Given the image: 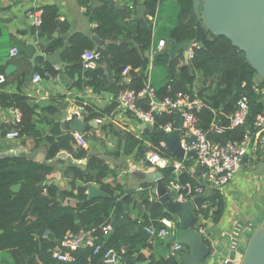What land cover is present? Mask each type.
Returning <instances> with one entry per match:
<instances>
[{"label":"trees","instance_id":"16d2710c","mask_svg":"<svg viewBox=\"0 0 264 264\" xmlns=\"http://www.w3.org/2000/svg\"><path fill=\"white\" fill-rule=\"evenodd\" d=\"M94 1V0H89ZM97 6L91 5V13L98 26L94 32L103 40L100 46L88 35L73 33L64 42L63 36L52 38V33L64 23L60 22L58 9L55 5H46L43 10V23L39 29L41 46H45L46 53L53 52L64 46L62 58L70 65L61 73L69 76L73 86L81 90L93 89L96 93L114 92L132 89L141 90L147 80L146 73L149 60L146 56L152 44L158 43L161 37L166 39V48L159 52L154 59L151 83L155 87L160 99L174 96L178 91L197 94L205 106L195 111L197 120L203 128H208L214 118L221 120L226 127L223 134H212L215 142L226 143L230 140H240L245 132H255L254 121L259 115H264V98L262 88L264 81L256 70L246 61L245 54L223 35L206 32L203 35V45L193 47L194 57L189 63L185 62L183 50L175 55L170 53L169 40L180 42L185 39L193 40L196 36L195 23L199 16L195 13L193 0H146L149 15L156 16L153 23L147 16L134 20L129 14V8L119 9L113 0H95ZM94 4V3H93ZM159 26V36L155 29ZM162 27V28H161ZM67 32V28H62ZM0 37L11 36L6 33L0 17ZM53 39V44L46 47L44 41ZM164 39V38H163ZM5 46L0 42V59L5 58ZM97 49L102 57L95 69H86L83 65L82 54L87 50ZM42 59V58H41ZM130 66L129 81L124 79L123 70ZM0 67V72H3ZM49 72L57 76L58 72L47 62V68L42 73ZM60 72V71H59ZM78 76V77H76ZM246 95L249 98L250 114L247 126L241 125L231 129L228 119L221 113H229L235 109L237 100ZM0 100L4 107L18 108L22 113L21 122L17 125L2 126L0 138L3 139L7 131L17 128L20 137L35 134L36 105L26 96L20 94L0 93ZM118 102L101 109L99 106H85L86 121L102 117L103 114L113 115ZM140 106L150 108L148 97L140 100ZM53 108V109H52ZM49 108L55 112L56 108ZM99 109V110H97ZM175 112H161L155 115V124L146 129L147 146L144 140H139L128 134L127 146H139L138 154L145 157L147 149L152 148L163 155L172 156L166 146H162L165 133L158 127L160 124L173 121ZM94 129L89 125L88 130ZM96 130V129H95ZM47 159H54L56 155L65 151L73 159L87 158V168L84 170L77 162H70V170L74 177L72 186L77 193L62 190L55 186H45L48 176L54 171L53 163L34 161L26 155L0 157V264H69L58 262L52 258V249L56 239L63 237L69 230L77 231L99 225L110 218L116 206L123 211V203L117 201V192L122 194L124 187L114 181H106L109 175L108 164L81 146L73 132H63L57 124L53 136L47 138ZM137 144V145H136ZM173 157V156H172ZM261 158V154H258ZM180 159V158H179ZM62 160V159H60ZM258 160V159H257ZM65 161V160H63ZM163 180L167 184L176 175L173 167L160 169ZM182 182L198 181L194 174L184 172L180 176ZM80 180L85 185L77 186ZM96 182L107 193V196L89 198L87 183ZM20 184L15 191L11 187ZM146 193L143 197L144 219L138 223V232L132 237L118 239L120 225H116L112 236L107 237V247L120 249L126 246L124 262L140 264L143 259L141 249L148 244L149 235L144 227L151 220L175 216L163 210L162 204L149 200V185L144 184ZM206 208L197 210V217L210 216L212 206L217 210L213 217L218 220L224 208V201L219 190H214L211 196L205 195ZM127 198H125V201ZM118 205V206H117ZM158 219V221H159ZM127 224L130 220H126ZM159 224V225H158ZM155 226L162 223L155 221ZM49 231V236L43 235ZM113 231V230H112ZM184 250V248H183ZM104 251L94 255L91 249L79 252V260L75 264H104ZM156 264H179L176 257L162 258Z\"/></svg>","mask_w":264,"mask_h":264},{"label":"crops","instance_id":"0c3cea01","mask_svg":"<svg viewBox=\"0 0 264 264\" xmlns=\"http://www.w3.org/2000/svg\"><path fill=\"white\" fill-rule=\"evenodd\" d=\"M113 1L119 9H126L127 11L129 8L127 15L134 20L142 18L138 14L139 6L145 7L142 11L144 17L147 16L150 19L152 16L147 14L146 0ZM46 5H55L58 9L60 22L64 23L61 28L53 31L52 38L63 36L64 42H66L67 37L73 33H83L91 38L93 35H97L94 29L98 24L94 21L90 10L91 5L92 7L98 5L95 0L91 2L89 0H0V17L6 33L11 36L9 41L6 37H0V42L6 47L3 54L5 58L0 59V67H3V72L0 74L4 78V81L0 83V93L26 96L37 108L34 118L36 133L28 134L12 142L3 138L1 139L2 148L3 153L20 151V154L25 155H27L25 149L29 152L39 151L44 154L47 162L54 164V171L48 176L45 186L55 185L59 191L66 190L77 193V190L72 186L74 173L70 170L69 163L71 161L68 160L69 157H73L69 153L61 151L54 159H47L49 147L47 138L53 136L55 124L63 132H73L76 138L75 131L67 130L63 122V113L66 111L67 121H72L78 117L75 113L81 103H85L86 106L96 105L101 109L107 108L113 104L114 92H101L99 94L91 88L81 90L71 84L73 81L68 79L69 76L61 73V67L59 68L58 65H54L41 56L32 60L36 50L32 45L33 41L37 42L41 51L45 53L47 51L45 46H41V42L35 34L32 20L28 17L27 11L34 8L43 9ZM62 28H67V32L63 31ZM56 32L57 35H55ZM52 38L44 41L46 47L53 44ZM161 38L166 39L165 37ZM13 46L19 49V54L14 57L10 55V48ZM61 48L63 52L64 46ZM47 62L58 72L57 76H53L48 71L42 73L47 68ZM10 65H13V68L8 72L7 68ZM36 73H40L42 76V80L38 83L33 82V76ZM124 79L129 81L130 77L126 76ZM52 106L56 108L55 112L49 109ZM114 112L113 115L103 114L102 117L93 118L89 121L85 119L87 126L81 135L83 143L78 138L76 140L88 150L89 154L96 155L108 164L109 175L105 179L106 181H114L124 187L122 194L119 195L117 192V201L123 203V211L115 206L110 218L107 219L112 222L114 228L116 225H120L118 239H121L122 236L124 238L134 236L139 229L138 223L144 219L143 197L147 191L144 184L149 185V200L156 201L157 197L152 193L155 182L150 181L144 174L152 171L161 172V170L152 164L148 166L147 153L153 150L152 148L147 149L145 157H141L138 154L139 146H133V148L127 146L128 134L149 144V141L146 140V129L149 126L133 114L123 110L119 105L115 107ZM86 114L87 111L82 112L80 116H86ZM13 118L14 108L4 107L0 100V131L2 126L10 125ZM99 119L103 121L99 123ZM89 125L94 126V129L88 130ZM147 146L150 147L151 144ZM172 156L169 157L179 159L173 154ZM30 159L37 161L34 158ZM83 159V164H87V158ZM74 160L78 165L80 164L79 160ZM179 160L182 161L180 174L182 175L184 172L194 174V179L198 180L199 167L196 157L191 156ZM259 164H264V157H255L254 150H252L246 158V164L219 191L224 201V208L218 220L213 217L217 210L216 206H212L209 217L204 218L201 215L198 219L197 224L205 230L203 234L205 240L212 246L211 255L202 264H217L219 259L222 260L219 264H223L226 258H230L233 249H236L237 257L242 255L243 247L246 246L253 233V227L264 221V170L259 168ZM76 183L77 186L85 185L80 180H77ZM92 183L104 191L100 184ZM18 185L20 189L21 185ZM213 192L214 190L208 188L206 194L211 196ZM103 196L107 195L99 196V198ZM125 198H127L126 201ZM158 219H152L148 225H154L155 221L159 222ZM126 220H130V223L127 224ZM172 220V227L167 236H156L153 244L148 243L149 245L141 249L143 259L140 264H156V261L166 257L169 249L165 246L166 240L171 231L176 229L175 218L173 217ZM114 228L109 237L115 232ZM177 258L180 260L179 254Z\"/></svg>","mask_w":264,"mask_h":264},{"label":"built area","instance_id":"2783aa9c","mask_svg":"<svg viewBox=\"0 0 264 264\" xmlns=\"http://www.w3.org/2000/svg\"><path fill=\"white\" fill-rule=\"evenodd\" d=\"M42 8L29 9L27 11L28 17L32 20L36 36H39V29L43 23ZM150 20L155 23L156 16H151ZM166 40L160 39L158 43L152 44L151 48L147 51L146 56L149 64L146 70L148 80L145 86L139 90L124 89L118 93H114L113 102H118V105L125 111L133 114L136 118L141 120L144 124L152 127L155 124V115L161 112H175L180 113L183 123L181 127V144L185 149L186 159L188 152L197 154L196 160L199 167L198 170V184L182 182L180 176V169L182 161L173 159L169 156L163 155L156 150H150L147 153L148 160L152 165L159 167V169L173 167V172L176 177L167 184L169 192L178 200L193 199L199 195H207L208 188L211 190L221 191L238 173V171L246 164V158L250 152L254 150L255 157L261 154L264 157V115H259L254 121L255 132L250 130L245 132V135L240 140H230L226 143L215 142L211 139L212 134H223L226 127L221 124V120L214 118L208 128L200 126L195 111L200 110L206 104L201 100L197 94L189 92L178 91L174 96L165 97L160 99L157 95L155 87L151 83V72L154 67L155 56L163 51L166 47ZM19 49L15 46L10 48V55L17 56ZM102 54L97 49L87 50L82 54L83 65L86 69H95L98 67ZM194 57L193 47L189 51V60ZM60 68V67H59ZM131 67H126L122 75L129 76ZM42 80L40 73L33 76V82L38 83ZM4 81L2 74H0V83ZM264 93V88L261 89ZM148 97L150 99V108L144 109L140 106V100ZM86 104L81 103L77 107L76 115L80 116L82 112H86ZM229 121V127L235 129L244 125L250 114L249 98L242 95L236 103L235 109L229 113H221ZM22 113L18 108H14L13 125L21 122ZM158 127L165 133H171L175 129L173 121L160 124ZM20 138L17 128H12L7 131L4 139L7 141H15ZM83 143L81 135L76 133V139ZM165 146L164 141L161 143ZM3 152L2 140L0 138V154ZM79 163L83 164L84 159H79ZM88 193V191H87ZM206 208V204L198 206L199 209ZM159 221L162 227L157 228L154 225H147L144 230L148 233V243L153 244L156 236H167L172 227L173 220L169 218H161ZM202 233L205 230L199 226ZM113 230L111 221L94 225L89 228H81L77 231L69 230L66 234L56 239V244L52 249V258L58 262H65L75 264L79 260V252L86 249H91L93 254L96 255L102 251V261L104 264H129L124 262V254L126 253V246L120 249L114 247H107L106 238ZM45 238L49 236V231L43 235ZM184 245L180 242H174L168 249L166 258L178 256L182 251ZM240 258L235 256L231 261L226 258L223 264H238Z\"/></svg>","mask_w":264,"mask_h":264},{"label":"water","instance_id":"95a60500","mask_svg":"<svg viewBox=\"0 0 264 264\" xmlns=\"http://www.w3.org/2000/svg\"><path fill=\"white\" fill-rule=\"evenodd\" d=\"M193 7L199 16L195 23L196 36L193 40L185 39L180 42L170 39V53L175 55L183 50L185 62L189 63L190 48L195 45H203L204 33L209 31L214 35H223L232 42L233 46L244 52L246 61L264 81V0H193ZM144 9V6L138 8V14L142 17ZM92 39L97 46L103 43V40L97 35H93ZM32 45L36 49L32 60L38 56L44 57L47 61L61 67L63 71L70 65L69 62L63 60L61 47L53 52L45 53L39 49L37 42L33 41ZM12 68L13 65H10L7 71L9 72ZM182 121L183 119L178 113L175 129L164 136L165 146L177 158H184L186 155L181 144ZM63 122L67 130H73L79 135H83L87 126L85 116H78L72 121H67L66 111L63 113ZM243 126L246 127L247 123H244ZM25 151L28 158H34L40 162L45 160L44 154L37 150L29 152L25 149ZM20 153V151L2 152L0 157L21 155ZM187 156L197 157V154L188 152ZM68 160L75 162L71 157ZM79 166L84 170L87 168L86 164H79ZM148 166H151L150 161H148ZM259 168L263 171L264 164H259ZM144 175L150 181L155 182L152 193L156 195V201L162 204L164 211L175 216L176 229L169 234L165 246L170 247L174 242L184 245V250L179 252V264L204 263L212 253V246L205 240L199 225H197V210H199L198 206L205 202L206 197L199 195L193 199L178 200L169 192L160 171H152ZM87 187L89 198L107 195L92 182H88ZM11 188L17 191L19 185H13ZM235 256L236 249H233L230 256L231 261L235 259ZM238 264H264V221L253 227V233L246 243Z\"/></svg>","mask_w":264,"mask_h":264},{"label":"rangeland","instance_id":"374dc122","mask_svg":"<svg viewBox=\"0 0 264 264\" xmlns=\"http://www.w3.org/2000/svg\"><path fill=\"white\" fill-rule=\"evenodd\" d=\"M159 26H161V23H158V26H157V28L155 29V31L157 32V36H159ZM162 28V27H161ZM151 74H152V72H151ZM103 120H101V119H99V123H101ZM101 133V132H100ZM198 225V224H197ZM244 250H245V247H243V252H244ZM166 253H167V251H166ZM242 255H238V257L240 258ZM221 259H219L218 260V262H217V264H219V263H221Z\"/></svg>","mask_w":264,"mask_h":264}]
</instances>
